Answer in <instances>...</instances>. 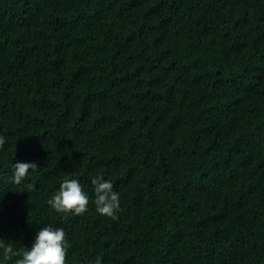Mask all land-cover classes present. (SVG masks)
<instances>
[{
  "label": "trees",
  "instance_id": "obj_1",
  "mask_svg": "<svg viewBox=\"0 0 264 264\" xmlns=\"http://www.w3.org/2000/svg\"><path fill=\"white\" fill-rule=\"evenodd\" d=\"M0 136L14 250L51 226L65 264H264V0H0ZM66 179L81 215L49 204Z\"/></svg>",
  "mask_w": 264,
  "mask_h": 264
},
{
  "label": "clouds",
  "instance_id": "obj_2",
  "mask_svg": "<svg viewBox=\"0 0 264 264\" xmlns=\"http://www.w3.org/2000/svg\"><path fill=\"white\" fill-rule=\"evenodd\" d=\"M5 143L6 138L0 136V149H3ZM13 168L11 183L20 185L30 172L37 171L39 165L35 161L16 162ZM91 183L95 194L96 211L102 216L116 220L120 199L119 193L114 190V185L101 178L93 179ZM49 204L57 213L81 215L87 211L89 198L77 179H66L49 200ZM64 241L65 232L62 228L47 226L36 233L34 242L29 248L14 250L10 243L5 244L3 239H0V249L3 250L4 260L19 257L15 260V264H65ZM96 264H100L99 257L96 259Z\"/></svg>",
  "mask_w": 264,
  "mask_h": 264
}]
</instances>
